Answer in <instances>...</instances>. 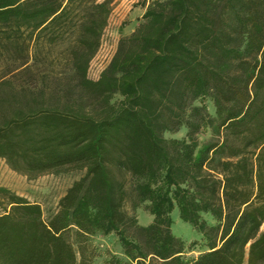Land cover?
Instances as JSON below:
<instances>
[{
    "label": "trees",
    "instance_id": "obj_1",
    "mask_svg": "<svg viewBox=\"0 0 264 264\" xmlns=\"http://www.w3.org/2000/svg\"><path fill=\"white\" fill-rule=\"evenodd\" d=\"M111 11L0 0V158L28 177L83 171L47 220L0 187V264H96L98 234L125 256L101 264H264V0H150L91 79Z\"/></svg>",
    "mask_w": 264,
    "mask_h": 264
},
{
    "label": "rangeland",
    "instance_id": "obj_2",
    "mask_svg": "<svg viewBox=\"0 0 264 264\" xmlns=\"http://www.w3.org/2000/svg\"><path fill=\"white\" fill-rule=\"evenodd\" d=\"M112 11L109 17L108 25L103 33L101 44L92 58L89 68L88 76L91 79H97L103 69L110 62L113 54L116 51L118 40L121 36L127 35L130 29L139 19L140 8L138 5L145 4V0H111ZM137 24V23H136ZM136 26V25H135ZM117 97V96H116ZM118 98V97H117ZM208 109L213 114V106L210 101ZM186 128L182 127L177 132H166V138H183L186 135ZM200 141H206L210 137V132H201L198 135ZM83 174V171L77 168H66L59 172L45 173L36 177H28L25 174L12 170L4 159L0 158V187L6 188L12 193L23 196L31 202L41 205L42 216L44 220L55 211L57 208L59 198L66 192L67 188L72 182ZM4 204L0 205V212L3 210ZM127 211L130 217L134 218L138 224L145 225L147 223V215H149L142 207L137 208L133 213L130 210V204L127 203ZM172 218V232L184 239L187 243L197 241L199 244L193 248V251L188 253V256H196L199 247L200 235L192 229V227L182 222L174 210L171 214ZM205 219L209 224L214 223V220L206 215ZM127 234L133 238V228H129ZM264 235V224L261 227V237ZM93 243L100 249V254L95 258L96 264H101L103 259L108 254H115L125 258L122 248L119 244L118 238L115 234L94 235L92 237ZM254 242V241H253ZM253 242L249 243L246 248V258L249 256Z\"/></svg>",
    "mask_w": 264,
    "mask_h": 264
},
{
    "label": "crops",
    "instance_id": "obj_3",
    "mask_svg": "<svg viewBox=\"0 0 264 264\" xmlns=\"http://www.w3.org/2000/svg\"><path fill=\"white\" fill-rule=\"evenodd\" d=\"M149 2H150V0H145V4L144 5H142V4L138 5V7L140 8V14L138 15L139 18L142 17V15H143L147 5L149 4ZM137 21L138 20H136L135 24L133 25V27L130 29V31L127 34H129L134 29ZM146 218H147V223H145V225L149 224L152 221V216L151 215H147Z\"/></svg>",
    "mask_w": 264,
    "mask_h": 264
}]
</instances>
